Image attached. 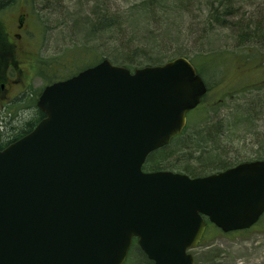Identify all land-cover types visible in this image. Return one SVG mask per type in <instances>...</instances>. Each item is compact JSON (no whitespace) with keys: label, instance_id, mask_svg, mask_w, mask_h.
Here are the masks:
<instances>
[{"label":"water","instance_id":"1","mask_svg":"<svg viewBox=\"0 0 264 264\" xmlns=\"http://www.w3.org/2000/svg\"><path fill=\"white\" fill-rule=\"evenodd\" d=\"M205 90L184 56L132 72L104 58L45 86V116L0 150V264H122L133 237L153 264H193L202 215L223 231L253 224L264 159L197 177L142 170Z\"/></svg>","mask_w":264,"mask_h":264},{"label":"rangeland","instance_id":"2","mask_svg":"<svg viewBox=\"0 0 264 264\" xmlns=\"http://www.w3.org/2000/svg\"><path fill=\"white\" fill-rule=\"evenodd\" d=\"M18 1H13L11 13L14 17L25 10L28 13L22 39L42 65L31 79L30 98L57 74V67L71 70L103 57L131 69L171 55H185L198 62L201 59L196 53L211 50L220 56L211 55L208 60L218 62L223 58V66L219 72L213 66L205 69L211 87L200 116L191 119L193 115L188 114V123H195L188 130L219 119L222 127L219 143L214 146L217 149L208 146L198 161L208 166L220 158L221 167L195 173L203 175L238 160L264 158V30H255L256 36L241 40L235 25L247 23L252 32L255 24L264 25V0H233L236 10L227 27L210 17L205 0H29L25 10H18ZM107 19L116 25L113 30L105 26ZM251 105H255L254 110H249ZM20 118L21 114L10 118L3 130L24 124ZM201 118L207 120L199 123ZM173 147L179 149L181 145ZM199 154H192V159L177 156L178 165L186 164L191 169L199 166ZM162 158L153 157V163L164 166L167 159L160 161ZM189 251L194 264H264V216L242 232L224 234L210 228L200 244ZM128 257L125 264H139L141 256L136 249Z\"/></svg>","mask_w":264,"mask_h":264},{"label":"flooded vegetation","instance_id":"3","mask_svg":"<svg viewBox=\"0 0 264 264\" xmlns=\"http://www.w3.org/2000/svg\"><path fill=\"white\" fill-rule=\"evenodd\" d=\"M14 0H0V145L6 146L14 141L22 131L27 129V123L36 117L39 109L30 104V82L37 74L36 70L42 65L38 57L30 52V45L25 42L23 33L26 31L28 13L26 6L29 0L16 2L20 12L14 17L11 13ZM39 74V73H38ZM37 101V100H36ZM32 105V106H31ZM30 107L34 110L30 111ZM19 109H21L19 111ZM18 111V112H17ZM24 123L14 128L3 130L1 126L10 118L20 116ZM20 126H23L22 128ZM3 146V147H4ZM243 230L236 231L242 232ZM231 233V232H228ZM146 258V257H145ZM148 259V258H147ZM151 264H153L152 260Z\"/></svg>","mask_w":264,"mask_h":264},{"label":"trees","instance_id":"4","mask_svg":"<svg viewBox=\"0 0 264 264\" xmlns=\"http://www.w3.org/2000/svg\"><path fill=\"white\" fill-rule=\"evenodd\" d=\"M205 1H206L207 8L210 9V14H211L210 17L214 21L219 23L220 25L226 24L225 27L230 26V24H229V22H227V20L235 14V10H236V7H234L233 0H205ZM106 22L108 24H106L105 26H107V28H109L110 30H113V27L116 26L115 24H112V19H110V21H108V19H107ZM240 22H242V21H240ZM240 22L239 23L235 22V25L237 26L236 29L239 32L238 36H240L242 38L241 40H245L246 37H249V36L250 37L256 36L257 32L255 30H257V31H259L261 29L264 30L263 24L262 25L255 24V27L253 29L254 32H252V29H250V27L248 26L247 23H240ZM211 55L217 56V55H219V53L213 52L211 50H209L206 53L199 52V53H196V58L201 59V60L198 62L192 61L195 65V67L197 68L198 73L201 74L203 77H204V74H206L205 69L209 68L210 66L215 67V70L217 72H219L221 65L223 66V64L221 63L223 58L221 59V61H218V62L209 61L208 58L211 57ZM172 57H174V56H172V55L169 57L166 56V57H163V58H165L164 60L159 59V60L151 62L150 64L163 63L165 60L170 59ZM96 62H97V60H94L92 63H87V65L94 64ZM138 64H140V63H138ZM146 64H149V63H146ZM201 64H204V67H202ZM80 65H83V64H80ZM77 66H79V64ZM125 66H127L129 68L131 67L130 65H125ZM78 68L79 67H77L76 69L78 70ZM133 68H135V67H133ZM57 72H62L63 74L53 75L52 78H55V77L64 78V77L70 75V74H65L67 72L66 70H60ZM205 81L207 82V85H208L209 90H210L211 85L208 84V81L206 79H205ZM202 108H203V101L195 109L190 111L189 114L193 115L191 119H195L198 116V114L200 116ZM36 115H37L36 117L31 118V120L28 121L27 129L22 131V133L30 131L33 128V126L35 125V123L43 116V113L40 111H37ZM191 119H189V120H191ZM206 120H207V118H203V119L201 118L199 123L202 121L205 122ZM217 121H210V122L206 121L204 123V126H202L200 129L194 127V129H192L191 131L188 129H190V127L195 126V123H192V124L187 123V125L184 128V130L182 131V133L177 135L176 137H174L169 144H167V145H165V146H163L157 150H154L153 152H151L147 156L146 161L143 164V169H145V170H158V169L179 170L180 169V170H183L185 173H187L190 176H196L198 174L195 173V171L196 172H200V171L204 172L205 170H208V169H217V168L221 167L219 164L220 158L217 159L216 163L213 162L211 165H208V166H203V165H201V162L198 161L200 159V157H203L202 152L205 151V149H208V146L210 147V150L217 149V147H214V146H217V144L219 143L220 127H222V124L220 123V121H218V122ZM232 125H236L234 120H232ZM178 144H180L181 147L179 149H174L175 147H173V146L174 145L176 146ZM189 144H192V145H190L192 147L194 146L193 150H190V147L188 146ZM0 147H1V145H0ZM202 147H203V150H199V148H202ZM179 150H181V151L190 150V152L178 154L177 152ZM199 151H200V154H199ZM204 153H207V151H205ZM174 154H178L177 156H189L190 157L189 159H192V154H199V156H197V158H196L197 164H199V166H196V167L191 169L186 164L185 165H178V161L180 162V160L177 159V156H174ZM157 156H158V158L163 157L162 159H160V161H162L164 159H167L166 161H168V159H169V162L165 161L164 166H158V165L153 163V157L156 158ZM160 161H159V165H161V163H162ZM238 162H240V161L239 160L235 161L233 164H236ZM220 163H222V162H220ZM233 164H231V165H233ZM231 165H228V166H231ZM155 166H157V167H155ZM228 166H223L222 168H226ZM135 248H136V246H135ZM138 260H139V264H151V261H149L143 255H141V257Z\"/></svg>","mask_w":264,"mask_h":264},{"label":"bare ground","instance_id":"5","mask_svg":"<svg viewBox=\"0 0 264 264\" xmlns=\"http://www.w3.org/2000/svg\"><path fill=\"white\" fill-rule=\"evenodd\" d=\"M254 108H255V105H251V106L249 107V110H251V109L254 110ZM249 112H250V111H249ZM235 113H237V110H235Z\"/></svg>","mask_w":264,"mask_h":264}]
</instances>
